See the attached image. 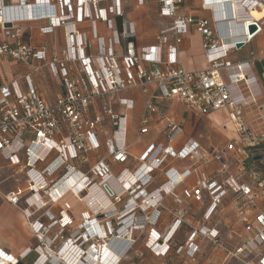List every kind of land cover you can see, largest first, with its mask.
<instances>
[{"label":"built area","instance_id":"1","mask_svg":"<svg viewBox=\"0 0 264 264\" xmlns=\"http://www.w3.org/2000/svg\"><path fill=\"white\" fill-rule=\"evenodd\" d=\"M136 1L138 6L144 4V0ZM126 2L127 0H0V59L23 66H30L33 60H37L48 67L53 77L61 79L64 88L63 95L48 105L34 88L31 74L21 77L22 87L17 79L0 87L2 157L10 165L22 168L28 189L32 193L27 201L32 198V206L37 210L46 205L43 195L48 197L49 202L58 203L65 195L73 194L68 190L62 195L53 196L62 181H80L83 189L78 195L83 191L88 192L90 187L98 188L100 196L105 199L90 206L94 215L103 217L102 221L91 219L89 213H83L82 227L71 236L63 238L59 252L67 254L62 259L64 264H68L65 260L74 258L72 255L76 250L79 255L76 263L79 264H96L97 261L99 264H120L133 246L132 232L157 224L165 198L185 205H190L193 199L202 205L201 191H207L211 210L217 207L228 191L248 200L253 197L252 188L246 183L239 184L238 176L233 173L232 163L222 162V158L230 154L235 163L244 166L248 158L246 149L256 145L264 137L256 124H248L246 103H251L254 107L255 120L260 122L257 125H261L264 123V101L258 95L247 92L254 82V79L246 78L249 63L231 65L224 59L231 50L236 49L237 44L244 45L261 31L260 21L247 19L252 10L264 11V0H226L218 5H204V9L212 14L209 20L185 14L180 8L182 0H158L159 17L169 20L170 25L159 31L155 45L140 49H136L133 42L135 26L126 19L123 11ZM210 6L215 7V10ZM117 18L121 20L120 31L114 26ZM32 22L46 24L40 30L43 34H51L56 29L63 30L65 48L60 52L61 59H50L43 48L35 49L21 43L20 25ZM83 22H89V25L79 27L78 24ZM98 23L103 24L110 32L108 38L99 34ZM6 24L10 27H5ZM251 24H255L257 30L249 35L247 28ZM222 27L224 34L220 33ZM190 29L202 37L207 64L204 70L186 72L178 66L177 48ZM228 35L231 39L227 38ZM228 39L233 41L223 45ZM122 41L124 52L117 54L114 47ZM92 43L95 53L89 55L87 49ZM73 63L77 66L70 65ZM39 69L37 67L33 71ZM221 70L227 72L228 83L222 80ZM261 80L264 81V72ZM150 87L153 89L151 93ZM131 90H140L142 94L148 95L139 121L138 136L147 133L150 119L159 113L158 103L162 101H181L201 114L226 107L230 109L229 122L237 136L212 155L213 161L220 163L213 175L227 174V191L211 182L213 180L205 173H201L194 187L179 192L178 186L195 171L177 172L173 168L165 171V183L153 191L146 190V186L154 180L155 170L162 164L169 165L170 159L195 160L206 157L208 152L189 140L178 152L167 147L149 161L129 164L125 143L126 117L125 114H114L110 102L115 95ZM153 99L157 100L156 104L152 103ZM96 101L100 102L99 112L90 116V108ZM119 106L123 111H129L133 108V102L122 98ZM104 117L110 120L114 130L111 138L104 144L107 157L111 164L124 166L118 175L111 173L109 164L103 159L96 161L87 171L81 168L86 164L87 154L101 148L98 139L101 129L98 130V127ZM179 133V127L170 126L166 134L167 143H172ZM243 141L249 145L240 147ZM38 164L43 167L38 168ZM103 185L108 186L111 196L103 190ZM20 194L19 190L11 192L5 196V200L15 204ZM123 198L125 202L122 204ZM86 204L89 202L86 201ZM108 204L110 206L106 207ZM120 204L123 206L118 208L117 205ZM69 209V205L64 203L58 220L54 221L61 229L71 224L67 215ZM148 211L149 214H146ZM24 214L31 217L28 209L24 210ZM258 221L263 230L264 217L259 215ZM67 222L70 223L66 225ZM180 222L176 220L172 224L163 238L166 243H160V234L150 229L146 248L157 257L165 256L171 248V238ZM29 228L40 243L45 238L43 233L49 230L48 225L37 220L31 222ZM202 229L211 232L207 228ZM87 233H92L93 238L89 239ZM258 234L254 236L258 243H248L250 248L253 247L252 250L263 244L261 237L264 239V233L259 230ZM195 235L196 233L191 239ZM117 237H121L126 246L125 252L119 256L106 252V246ZM77 238L79 242L76 244ZM90 240L102 244L107 242V245L97 248L90 245ZM40 243L33 251L41 250ZM52 244L51 242L50 245ZM191 247L195 248L194 245ZM182 248L183 246L178 247L177 250ZM88 250L96 253L92 262L86 260L84 253ZM31 251V247H27L24 255ZM20 257L21 255L19 258L10 257L0 251V264H16ZM50 262L48 257L42 258L39 253L33 264ZM256 264H264V257Z\"/></svg>","mask_w":264,"mask_h":264},{"label":"crops","instance_id":"2","mask_svg":"<svg viewBox=\"0 0 264 264\" xmlns=\"http://www.w3.org/2000/svg\"><path fill=\"white\" fill-rule=\"evenodd\" d=\"M225 1L226 0H182L180 8L187 15H196L209 20L212 14L209 10L204 9V5H218L220 3H225ZM126 3L131 5V10L126 12L125 17L135 26V36L133 38V42L136 49L155 45L159 31L170 25L169 20L159 17L158 0H144V4L142 6H138L136 0H130L129 2L127 0ZM126 3L123 7V11L126 8ZM145 7H147L149 10H154L157 17L164 25L162 28H158L156 30L154 25H152V27L148 29V32L142 36L139 34L138 21L136 19L138 14L136 12L138 9ZM210 7L214 8L215 10V7ZM249 17L253 21H260L259 25L261 26V31L240 48L231 50L224 61L229 62L231 65L248 62L249 68L246 70V78H252L254 79V82L253 85H251L252 87L250 91L247 90V92H252L253 94L258 95L264 101V81L261 80V74L264 72V14L262 11H252L249 14ZM117 20L120 19L117 18L114 20V26L116 29ZM45 25L46 24L44 22L21 24L19 27L20 41L22 44L29 45L35 49L43 48V52L50 59L53 57L61 59L60 52L65 48L63 30L56 29L51 34H43L40 30ZM88 25L89 22L78 24L79 27H86ZM97 28L101 36L105 38L110 36L105 35V28L103 24L98 23ZM232 31L233 29L231 30V33ZM223 32L225 33L222 27L220 33L224 34ZM230 37L231 36L229 35L227 36V38ZM232 41L233 39H228L226 42L229 44ZM114 50L117 54H122L124 52L123 41L120 43V45H116ZM94 53L95 46L94 43H92L87 49V54L93 55ZM177 57L178 66L186 72H195L204 70L206 68L207 64L202 48V37L198 32L190 29L188 34L182 37V41L177 48ZM70 65L77 66L76 63ZM37 67H40V69L34 72V68ZM41 71L46 72L40 74L39 72ZM26 74H31L32 84L46 104H53L57 98L63 95L64 88L62 86L61 79L59 77H53L49 72L48 67L44 66L41 62L33 60L30 66H23L11 61L0 59V87L6 84L8 81L16 79L19 81L21 86V77ZM33 74H36V77L34 76L37 83L36 86L33 83ZM39 74L40 77L37 76ZM220 75L222 80L225 83H228L227 72L221 70ZM152 90L153 89L150 87L149 92L151 93ZM122 98L129 99L133 102L132 110L123 111L122 107L119 106V100ZM147 99L148 95L142 94L140 90H131L115 95L110 102V108L114 114L118 116L125 114L126 117L125 143L129 162L133 163L135 161H149L161 154L167 147H170L174 152H178L187 141L191 140L192 142L197 143L200 148L205 149L208 152V155L195 160L189 158L178 160L172 158L170 159L169 165L164 168L165 171H167L169 168H173L177 172H183L192 169L195 171L178 186L179 192L189 190L194 187L197 184V176L201 173H205L207 176H213L215 171L219 168L220 163L213 161L212 155L215 152L222 150L228 141L236 138L237 136L232 124L229 122L230 109L226 107L208 114H201L190 109L181 101H162L158 103L159 113L153 115L150 119L149 125L147 127V133L138 136L140 127L139 121ZM152 103L156 104L157 100L153 99ZM246 104L248 109L251 107L253 108L251 103ZM99 108L100 102L96 101L95 104L90 108V116H93L94 113L99 112ZM172 125L179 127L180 133L172 143L168 144L166 141V134ZM261 126V132L264 134V123H261ZM99 129H101V132H98ZM98 130V139L101 143V148L96 152L88 153L86 164H83L81 168L87 171L89 167L95 164L96 161L103 159L105 163L109 164L111 173L113 175H118L124 166L111 164L110 159L107 157V153L105 151L104 144L106 140L111 138L114 132L111 122L107 117H104L102 124L98 127ZM263 140L264 137L259 142ZM247 145L249 144L245 141L240 143V147L242 148L246 147ZM93 155L94 158H92ZM259 161L264 162L262 159ZM222 162L232 163L233 173L236 175V177L240 176L241 174H245L248 177L251 175V170H245L244 166L235 163V160H233L230 154L225 155L222 158ZM42 167V164H38V168ZM252 175L255 176L254 173H252ZM261 178L262 181H264V177L261 176ZM239 181L244 180L239 179ZM163 183H165L163 178L158 177L155 181L148 184L146 190L148 192L153 191ZM26 184L28 183L22 168L10 165L0 153V251L6 255H9L10 257L19 258L21 255L19 261H21L22 264H32L34 260L33 252L24 255L26 248L30 247L35 241V237L29 228V224L35 220L42 222L44 225L47 222L43 217V213L37 214L40 210H37V208L32 206L33 199L31 198L29 201H27L32 193L28 188L25 187ZM63 184L65 183L60 185ZM16 190L21 192L18 201L15 204L6 201L5 196L11 192H15ZM57 190L58 188L55 191L56 193ZM67 190L68 189H65L64 192L60 193L59 195L64 194ZM71 195L76 198L75 195ZM201 198V206L197 205V202L191 199V204L189 207H187L185 204H178L169 198H165L163 201V208L160 209V218L157 224L154 227H146L154 229L155 233L160 234L168 232L172 226H170V224L174 220L179 219L181 220L180 226L174 234L177 235L181 229L186 227V220H182V217L187 218V216H190L191 218H196L202 215V206L204 207V205H207L210 202L209 192L202 190ZM71 200L74 201L73 198ZM97 200L99 202L105 201V199H103V197L100 195L97 196ZM85 201L89 202V204L85 205L88 210L91 211L92 207L90 206L96 203L95 200L92 199V197L87 196ZM124 202L125 198H123L122 204ZM165 205H167L169 210H167ZM55 206L56 205H53L51 208H48L47 211L49 213L56 212L57 209H53ZM108 206H110V204L106 205V207ZM121 206V204L117 205L118 208H121ZM26 209L31 212V217L29 218L24 214V210ZM165 211H167V213ZM178 213L180 214L177 215ZM69 215H71L70 212ZM174 226H176V224ZM174 226L172 228H174ZM182 244L183 242H179L178 245ZM106 252L108 251L106 250ZM42 258H44V253H42Z\"/></svg>","mask_w":264,"mask_h":264},{"label":"rangeland","instance_id":"3","mask_svg":"<svg viewBox=\"0 0 264 264\" xmlns=\"http://www.w3.org/2000/svg\"><path fill=\"white\" fill-rule=\"evenodd\" d=\"M129 1L130 0H128V2ZM127 5L128 3H126V8L124 10L125 16L126 12H129L131 10V5ZM136 13L138 14V17L136 19L138 21L139 34L142 36L148 32V29H150L152 25H154L155 30L158 28H162V26L164 25L163 23H161L154 10H149L147 7H145L142 9H138ZM104 33L106 36L110 35V32L106 28L104 29ZM44 72L46 71H41L39 73L43 74ZM40 74L37 76L40 77ZM35 75L36 74H33V83L36 86L37 83L35 81L36 79L34 78ZM253 109L254 107L247 109V122L251 125L256 124V128L258 130L260 128L259 132H261L262 126L259 124L257 125L258 121L255 120L256 117L254 116V111H252ZM92 158H94V155ZM129 164L131 163L129 162ZM166 167L167 165L162 164L158 169L155 170L153 181L160 177L163 178V180L166 182V177L164 176V168ZM263 168L264 162H262L261 164L251 165L250 177L245 174H241L240 176H238V179L244 180L237 181L239 184L246 183L252 188L253 197L251 199L248 200L243 196L238 197L228 191L221 198L219 204L215 209L209 210V202L207 205H204V207L202 206L203 213L201 216L196 218H191L190 216H187V218L182 217V220H186V227L184 229H181V231L177 233V235L172 236L173 245L171 246L169 252L163 257H157L153 255L146 248L145 244L148 239L150 228L146 227L140 231L132 232L131 240L133 241V246L121 260L120 264L258 263L264 257V239L261 237L263 244L256 250H252L253 247L250 248L248 246V243L251 245L257 241L254 236L258 234L259 230L264 233V229L262 230V226L258 221L259 215H262L264 217V181H262L261 178L262 174L260 175V172L261 170H263ZM252 173H254L255 176H253ZM198 177L199 175L197 176V178ZM226 178L227 174L220 176H209V179L213 180L211 182H215L217 186H220L222 187V189H225L227 191V185L225 181ZM25 187L28 188L29 185L26 184ZM65 189H67L66 183L59 186L57 193H63ZM86 196L92 197V199H94L95 202L98 203L97 189L95 188L88 189V192L83 191L76 198H74L71 193H69L64 197V199L60 200L59 203H51L48 201V197L43 195L42 199L44 202H46V205L37 214L43 213V217L47 222L45 223V226L48 225L49 230L48 232L43 233V236H45V238L47 237V240L44 238L42 240L43 242L40 243L35 238L34 243H32V245L30 246L32 249L31 252H33L34 257L32 264L39 257V253H41V255L42 253H44V257H48L50 259V264H64V261L62 260L63 258H61L63 255L61 256L59 252L61 243L63 241V238L71 236V234H74L75 232H77V230H79L80 227H82V214L89 213L91 219H95L98 221L103 220L102 216L94 215V212L91 213V211L88 210L85 205L86 201L83 200V198ZM71 197L74 199V201L71 200ZM64 203L68 204L70 207V209L67 211V215L71 220V224L65 229H61L59 224H55L54 221L58 220L59 212L63 208ZM53 205H56L53 209H57V211L54 213H49L47 209L51 208ZM197 205L201 206L198 203ZM165 207L167 208V210H169L167 205H165ZM187 207H189V204H187ZM69 212L73 217L69 215ZM149 212L150 211H148L146 214H149ZM165 212L167 213V211ZM179 214L180 213H178L177 215ZM176 220H174L170 224V226ZM204 227H207V229L211 232L209 233L204 231L202 229ZM212 231H215L216 233ZM167 233L168 232L160 233V243H166L163 238L166 236ZM194 233H196V235L193 237V239H191ZM87 235L89 236V239L93 238L92 233H87ZM258 235L260 236V234ZM75 236L76 235H74V237ZM51 242L53 243L52 245H50ZM117 242L113 243L111 245V248H109L107 251L112 252L113 249V251L116 250L118 252H125V244L123 242ZM179 242H183V248L180 251L176 249ZM258 242L259 241H257L256 243ZM39 243L41 244V250L36 249L38 252L37 253L36 251H33V248H36ZM91 244L98 248L101 247V245L103 244L104 246H106L107 242H104L102 244L98 241L93 240L92 243L90 242V245ZM191 245H194L195 248L191 247ZM89 253L90 252H87L86 254ZM74 256L75 255L73 254L72 257ZM75 258L76 260H79L78 255L75 256ZM96 264H99V262Z\"/></svg>","mask_w":264,"mask_h":264},{"label":"bare ground","instance_id":"4","mask_svg":"<svg viewBox=\"0 0 264 264\" xmlns=\"http://www.w3.org/2000/svg\"><path fill=\"white\" fill-rule=\"evenodd\" d=\"M253 11V10H252ZM251 11V12H252ZM250 12V13H251ZM263 12V14H264V11H262ZM249 13V14H250ZM249 17V16H248ZM246 20V19H245ZM247 20H252L250 17L247 19ZM253 21V20H252ZM225 43H227V42H223V45H226ZM74 182V183H73ZM62 183H66L67 184V189L68 190H71L72 192H73V194L75 195V197L76 196H78V193L80 192V190H82L83 189V184L80 182V181H62V182H60V184H62ZM71 183H73V185H71ZM117 183H119V181L117 182ZM59 184V185H60ZM59 188V187H58ZM92 188H94V187H90L89 189H92ZM95 189H97V196H99L100 194H101V191H100V189H98V188H95ZM67 190V191H68ZM56 192H54L53 193V196L55 197L56 196ZM99 200V199H98ZM98 203H100L99 201H98ZM70 219V218H69ZM70 222H67V224L66 225H68ZM76 237V236H75ZM81 238V240L83 239V236H81L80 237ZM117 241H119V242H123V240H122V238L121 237H117L116 239H114V240H112L111 242H110V244H108L107 246H106V250H108L109 248H111V245L113 244V243H115V242H117ZM77 242H79V238H77V241H76V244H77ZM115 248H117V247H115ZM63 251V250H62ZM77 251V250H76ZM76 251H74V255L75 256H77L78 254H77V252ZM88 252H90L89 254H86V252L84 253V254H86V257H87V261H89V262H92L93 261V258H94V256H95V252L93 251V250H88ZM109 253H111L112 255H115V256H119V255H121L123 252L122 251H116V250H114L113 251V249H112V252H109ZM60 254H61V256L63 255V252H60ZM64 256V255H63ZM63 256L61 257V258H63ZM75 256H74V258H75ZM79 256V255H78ZM85 257V258H86ZM69 259V260H65V261H67V263L68 264H79V262L78 263H76V258L75 259ZM75 260V261H74ZM98 263V262H97Z\"/></svg>","mask_w":264,"mask_h":264},{"label":"trees","instance_id":"5","mask_svg":"<svg viewBox=\"0 0 264 264\" xmlns=\"http://www.w3.org/2000/svg\"><path fill=\"white\" fill-rule=\"evenodd\" d=\"M116 25H117L118 31H120V29H121L120 20H117ZM246 151L248 153V158L244 162V169L245 170H250V166L251 165H256V164H261L262 163L259 160H253L252 158L254 156H261L262 157L261 159L264 160V141L258 142L256 145L248 147L246 149ZM263 173H264V168L260 172V174H262V176L264 177ZM172 238H171V246L173 245ZM182 246H183V244L182 245H178L177 247L175 246V247L177 249L178 247H182ZM16 264H22V263H21V261H18Z\"/></svg>","mask_w":264,"mask_h":264},{"label":"water","instance_id":"6","mask_svg":"<svg viewBox=\"0 0 264 264\" xmlns=\"http://www.w3.org/2000/svg\"><path fill=\"white\" fill-rule=\"evenodd\" d=\"M5 27H10L9 24H6ZM248 34L249 35H252L256 32L257 28H256V25L255 24H251V25H248ZM242 46V44H237L236 45V48H240ZM261 156H254L252 159L253 160H261ZM103 190L109 195L111 196L112 193L111 191L109 190L108 186L107 185H103Z\"/></svg>","mask_w":264,"mask_h":264}]
</instances>
